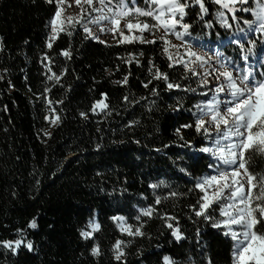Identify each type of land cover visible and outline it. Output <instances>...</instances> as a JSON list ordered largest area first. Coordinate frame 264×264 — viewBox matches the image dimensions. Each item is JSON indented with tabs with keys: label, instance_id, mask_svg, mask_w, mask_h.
<instances>
[{
	"label": "trees",
	"instance_id": "trees-1",
	"mask_svg": "<svg viewBox=\"0 0 264 264\" xmlns=\"http://www.w3.org/2000/svg\"><path fill=\"white\" fill-rule=\"evenodd\" d=\"M206 6V18L212 20V13L219 6ZM55 7V0L51 4L46 0H0V240L15 239V230L22 228L34 244L33 252L21 248L18 255L0 248V264H116L111 247L117 238L131 240L126 249L127 264H161L163 255H170L177 264H187L189 256L195 264H207L208 258L213 264H232L231 241L202 221L197 224L195 218L188 219L186 205L195 203L197 194H188L192 187L189 177L178 171L190 161L185 157L182 163L176 158L175 154L183 155L185 149L173 143V130L188 123L191 113L173 109L180 97H184L181 102L185 108L191 107L198 97L176 90L169 92L162 81H153L148 88L142 85V81L150 79L149 59L176 81L183 68L168 67L159 42H110L111 46H106L85 39L82 30L71 36L61 33L53 48L48 49L45 41ZM198 11L197 7L186 18L194 23L193 39L235 56L236 46L225 48L229 38L225 30L218 24L213 30L205 29L202 22L196 21ZM240 15L251 19L250 14ZM62 49L72 52L70 60L59 55ZM141 51L143 56L138 59L143 67L118 59ZM257 51L259 44L254 52ZM44 53L54 57V72L58 74L66 68L61 78L63 86L48 84L50 91L46 95L60 117V122L51 126L45 115L51 119L52 113L46 102L38 98L44 93L46 79L41 62ZM125 75L127 84L114 83ZM153 87L158 89V97L151 94ZM101 93L107 94L105 103L109 109L93 113L90 109L101 99ZM124 96L139 103L125 102ZM80 112L88 118L83 119ZM130 121L137 123L126 127ZM183 134L186 140L196 135L194 130H183ZM97 144L101 148L97 149ZM164 144L170 147L163 149ZM156 148L162 151L157 153ZM251 160L252 171L264 173V155L253 152ZM205 168L202 162L195 174H202ZM160 180L166 181L167 187L155 192L148 187ZM168 191L178 195L160 207L179 218L186 235L182 243L172 239L158 218H145V235L134 239L122 235L109 219L124 215L129 224L135 225L137 222L130 218L135 215L133 205L137 201L152 203L156 195L164 196ZM92 216L101 228L94 233V240H85L79 230ZM33 218L37 228L27 229ZM94 243L102 251L99 257L90 255Z\"/></svg>",
	"mask_w": 264,
	"mask_h": 264
},
{
	"label": "snow or ice",
	"instance_id": "snow-or-ice-1",
	"mask_svg": "<svg viewBox=\"0 0 264 264\" xmlns=\"http://www.w3.org/2000/svg\"><path fill=\"white\" fill-rule=\"evenodd\" d=\"M46 2L51 4L53 0ZM72 3L79 8V13L67 15V8ZM208 3L219 6L212 13V20L206 18L209 15ZM55 5V13L49 21L50 32L45 41L48 49L53 48V42L61 33L71 36L75 31L82 30L85 39L96 40L106 46H111L110 41L118 45H156L159 42L161 54L168 60V67L172 69L178 65L183 68V74L176 81L149 59L150 79L142 81V85L148 88L153 81H162L169 92L176 90L185 96L198 97L189 108L184 107L181 102L184 97H180L173 109L191 113L188 123L180 124L173 130L176 137L173 143L185 149L183 155L176 153V158L182 163L185 157L190 161L178 167V171L189 177L188 183L192 187L188 189V194H197L196 202L186 205L188 219L195 218L197 224L202 221L205 226L216 229L231 241L232 264H264V173L252 171L251 160L253 152L264 155V70L257 73L248 63L258 44L259 52L264 53V0H143V6H140L139 0H55ZM197 7L196 21L202 22L208 30H213L217 24L224 29L225 34L229 35L225 48L235 45V56L193 42L194 23L188 22L186 18ZM241 13L250 14L251 19L242 17ZM250 34L258 35L254 39ZM217 37H221L219 32ZM173 39L179 43H174ZM244 41H247L246 45ZM59 55L66 60L72 58L69 49H62ZM139 56H143L142 51L135 54L130 52L127 59H118L126 64L134 61L143 67ZM240 61H243L242 65ZM41 62L46 70V79L44 93L38 98L46 102L52 113L51 119L45 115V120H50L51 126L58 124L60 117L46 95L50 91L48 84L63 86L61 78L66 68H62L58 74L54 72V57L47 53L42 54ZM259 63L264 69V56L259 57ZM2 79L3 76H0ZM127 82L128 75L120 81H114L122 85ZM151 94L158 97V89L153 87ZM100 96L101 99L96 100L90 109L93 113L109 109L105 103L107 94L101 93ZM123 100L139 103L137 100L130 101L128 96H124ZM79 115L83 119L88 118L85 112ZM135 123L130 121L126 127L131 128ZM183 130H194L196 135L192 140H186ZM44 135L49 133L45 132ZM169 147V144L163 145V149ZM96 148H101V145L97 144ZM154 151L159 153L162 149L156 148ZM202 162L206 168L202 174L196 175ZM162 186L167 187L166 181L148 185L154 192ZM177 195L175 191H168L167 195H156L153 202L146 205L137 201L133 205L135 215L130 217L137 222L135 225L129 224L124 215H114L109 219L122 235L134 239L145 235V218H158L172 239L182 243L186 235L179 218L162 211L160 207ZM26 228L36 229V219L28 221ZM100 228L101 225L92 216L85 228L79 230L80 236L85 240H94V233ZM15 236V239L0 240V248L13 255H18L21 248L28 252L34 251L33 241L27 239L26 229L17 228ZM196 236L199 241V227ZM130 243L131 240L117 238L112 244V259L116 264H127L126 249ZM200 252H204L203 247ZM90 255H102L98 244H93ZM160 259L161 264H177L170 255H163ZM187 264H195L191 256ZM207 264H213L210 258Z\"/></svg>",
	"mask_w": 264,
	"mask_h": 264
},
{
	"label": "rangeland",
	"instance_id": "rangeland-1",
	"mask_svg": "<svg viewBox=\"0 0 264 264\" xmlns=\"http://www.w3.org/2000/svg\"><path fill=\"white\" fill-rule=\"evenodd\" d=\"M139 2H140V6H143V0H139ZM66 12L69 13V14L66 13L67 15H75V14L79 13V8H77V6H76V10H74L73 8L68 7ZM245 14H248V13H245ZM49 29H50V26H49ZM253 35L257 36L258 34H253ZM110 42L113 43V41H110ZM173 42L179 43L178 41H175L174 39H173ZM260 56H264V53H260L257 51V52H254L253 56H251L249 59V63L254 67V69L256 70L257 73L264 70V69H261V67H260V63H259V57ZM240 63H241V65L243 64L242 61H240ZM97 111H101V110H97Z\"/></svg>",
	"mask_w": 264,
	"mask_h": 264
},
{
	"label": "bare ground",
	"instance_id": "bare-ground-1",
	"mask_svg": "<svg viewBox=\"0 0 264 264\" xmlns=\"http://www.w3.org/2000/svg\"><path fill=\"white\" fill-rule=\"evenodd\" d=\"M70 8H73L74 10H76V6H75V4L72 3L71 6H70ZM66 13H68V12H66ZM68 14H69V13H68ZM227 43H228V42H227ZM206 46H207V48H210V49H212L213 51H215V50H217V49H219V50L222 51V49L219 48V47H217V46H210V45H207V44H206ZM242 63H243V61H242ZM248 63H249V61H248ZM249 64H250V63H249Z\"/></svg>",
	"mask_w": 264,
	"mask_h": 264
}]
</instances>
